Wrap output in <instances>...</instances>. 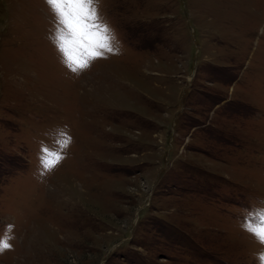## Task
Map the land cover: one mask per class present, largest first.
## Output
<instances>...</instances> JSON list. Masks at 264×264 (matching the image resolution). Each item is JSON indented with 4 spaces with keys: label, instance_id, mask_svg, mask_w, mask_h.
Listing matches in <instances>:
<instances>
[{
    "label": "rangeland",
    "instance_id": "374dc122",
    "mask_svg": "<svg viewBox=\"0 0 264 264\" xmlns=\"http://www.w3.org/2000/svg\"><path fill=\"white\" fill-rule=\"evenodd\" d=\"M96 8L116 51L73 72L46 0H0V264H257L264 0Z\"/></svg>",
    "mask_w": 264,
    "mask_h": 264
},
{
    "label": "snow or ice",
    "instance_id": "6c2138e0",
    "mask_svg": "<svg viewBox=\"0 0 264 264\" xmlns=\"http://www.w3.org/2000/svg\"><path fill=\"white\" fill-rule=\"evenodd\" d=\"M56 16V31L52 37L58 50L62 51L65 63L73 72L89 67L99 58H106L105 53H114L115 37L106 23L102 22L96 8L97 0H46ZM56 146H42L41 163L45 171L53 170L64 158V151L71 143V137L63 130H57ZM246 227L252 228L255 215L247 217ZM264 222V214H260ZM8 225L7 231H11ZM264 235V233H262ZM11 237L0 238V252L10 250Z\"/></svg>",
    "mask_w": 264,
    "mask_h": 264
},
{
    "label": "clouds",
    "instance_id": "9594fccd",
    "mask_svg": "<svg viewBox=\"0 0 264 264\" xmlns=\"http://www.w3.org/2000/svg\"><path fill=\"white\" fill-rule=\"evenodd\" d=\"M91 66V63L89 67ZM70 71L72 69L70 68ZM260 214H264V198H261L256 203H254L248 210H246L244 214L243 222L241 223V228L252 235L256 242L261 245L260 250L256 252L255 259L257 260V264H264V222L260 220ZM249 215H255V219L252 221V228L254 230H250L248 227H246L248 223L247 217ZM8 236L9 234L6 232L5 236Z\"/></svg>",
    "mask_w": 264,
    "mask_h": 264
}]
</instances>
